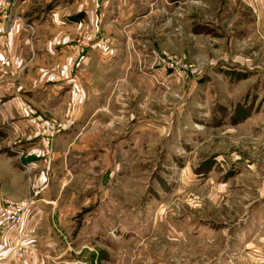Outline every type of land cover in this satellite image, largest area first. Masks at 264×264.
Here are the masks:
<instances>
[{
  "label": "rangeland",
  "instance_id": "obj_1",
  "mask_svg": "<svg viewBox=\"0 0 264 264\" xmlns=\"http://www.w3.org/2000/svg\"><path fill=\"white\" fill-rule=\"evenodd\" d=\"M128 1L140 8L129 24L98 27L121 38L111 77L79 72L89 31L60 78L34 75L32 59L8 73L0 53V260L35 255L30 225L65 264H264L263 11ZM61 78L73 80L64 106H34L28 94Z\"/></svg>",
  "mask_w": 264,
  "mask_h": 264
},
{
  "label": "crops",
  "instance_id": "obj_2",
  "mask_svg": "<svg viewBox=\"0 0 264 264\" xmlns=\"http://www.w3.org/2000/svg\"><path fill=\"white\" fill-rule=\"evenodd\" d=\"M145 1L151 2L152 0L141 2L145 3ZM131 3L128 0H101L93 5L90 0H19L12 12V20L16 23L14 30H10L6 36L0 35L2 44L0 53L11 61L6 71L11 74H20L18 63L32 59L34 64L29 69L34 75L47 74L59 78L62 75H72L74 69L72 60L77 52L72 39L89 31L93 33V45L83 56L84 60L80 63L79 72L85 74V77L86 75L111 77L115 72L111 56L113 53L107 49V46L111 48V45L118 43L121 38L119 34L118 36L113 33L109 35L107 29L112 28L115 23L118 27L129 24L130 20L138 15L140 8L130 6ZM254 3L259 12L263 11L261 13L263 14L264 0H254ZM102 22L107 29L106 35L102 33L100 36L101 31L99 32L98 27ZM5 23L8 22L0 20L1 25L4 26ZM81 73L80 83L84 84V76ZM37 81L39 85L40 79ZM72 82L71 78H61L59 82L48 83L45 87L40 86L41 88L34 92L36 94H28V97L32 99L34 106L56 111V108L64 106L65 103L62 100L72 91ZM29 228L30 225H27L24 239L31 242L30 244L35 248V255L19 263L65 264L63 260L55 262L45 258L46 251H48L46 245L49 242H43L45 243L43 245L37 233L35 237ZM259 250L256 252L257 256H260ZM4 261L0 260V264H11L9 261Z\"/></svg>",
  "mask_w": 264,
  "mask_h": 264
},
{
  "label": "built area",
  "instance_id": "obj_3",
  "mask_svg": "<svg viewBox=\"0 0 264 264\" xmlns=\"http://www.w3.org/2000/svg\"><path fill=\"white\" fill-rule=\"evenodd\" d=\"M19 0H0V16L3 20H9L12 17V12L14 8L16 7ZM93 5H96L101 0H90ZM93 41V35L89 34L86 37L82 38V41L80 42L79 46V56H84L87 52V50L90 48ZM34 203V201L29 200L27 204L24 206H16L11 208L10 210H7L4 215V220L7 225L13 223V222H19V217L21 215H25L28 210L30 209L31 205ZM17 218V221H15V218ZM21 223V222H20ZM28 253L21 248L18 250L17 259H20L24 256H27Z\"/></svg>",
  "mask_w": 264,
  "mask_h": 264
}]
</instances>
